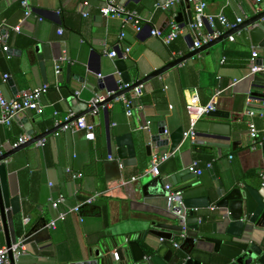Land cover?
Listing matches in <instances>:
<instances>
[{"label":"crops","instance_id":"0c3cea01","mask_svg":"<svg viewBox=\"0 0 264 264\" xmlns=\"http://www.w3.org/2000/svg\"><path fill=\"white\" fill-rule=\"evenodd\" d=\"M198 1H179L166 21L167 16L157 0H113L137 12L143 30L136 34L131 26L122 29L118 20L100 16L99 9L106 0H30L29 17L24 16L20 0H0V41L8 47L6 53L0 50L2 97L11 99L23 90L49 86L40 100L41 114L26 110L10 126L0 124V152L10 150L9 146L29 129L34 131L33 136L49 132L55 118L64 120L74 114V100L87 103L95 93L114 91L117 83L122 82L121 73L115 66L117 59L107 57L104 52L130 48L128 58L123 61L131 83L188 54L194 40L189 24ZM261 10H264V0H208L205 12L222 13L232 22L241 17L244 22ZM176 13L182 19L176 22L181 32L174 40L165 44L151 35L149 28L167 35ZM220 30L222 34L227 32ZM121 31L125 33L122 40L119 39ZM232 36L233 41L227 38L202 55L147 81L141 85V96L135 98L131 91L124 94L133 103L130 117L125 115L121 101L111 102L106 114L101 110L95 117L85 115L95 125L93 141L86 140L84 132H64L58 137L52 133L45 137L43 147L31 145L4 162L9 199L5 211L10 215L17 240L26 239V253L15 264H70L88 255L119 264L112 257L118 250L127 258V264H138L135 258L163 257L168 251L179 258L177 264L187 258L205 262L202 256L208 254L196 248L191 250L192 257L185 253L188 246L176 229V221L167 213L164 184L183 192V199L188 202L186 207L196 209V217L205 218L209 230L220 218L217 209L211 211V208H216L220 198L238 185L264 195V144L251 146L245 116L247 109L264 110L260 97L249 98L252 93L264 95V82L254 83L246 77L253 51L257 53L256 64L264 65V48H253L244 31ZM44 44L49 46L50 55L49 60H44L46 83L42 82L33 52L35 46ZM56 64L60 66L58 75ZM4 75L9 76L12 85L8 80L3 82ZM98 80L102 81L101 85ZM234 81L237 83L231 86ZM217 90L222 93L215 109L227 115L200 118L195 124L196 143L180 140L172 155L160 165V177L146 173L151 156L169 153L173 144L170 141L166 147H156L150 143L151 155L147 156L144 136L158 135L162 126L175 140L179 132L189 127L185 104L190 94H197L199 103L205 104ZM77 91H80L78 98L74 95ZM253 121L258 128L262 127L260 118L255 117ZM211 123L217 125L216 137H201ZM228 130L230 141H225L220 132ZM130 139L136 151L134 165H126L127 160L122 163L118 157V148L129 145ZM209 142L227 147H210ZM193 161L203 170L200 176L189 171L187 181L171 179L179 171L188 169ZM206 164L211 167L207 169ZM72 174L81 177L72 178ZM131 178L137 180L131 183ZM150 182L154 183L144 194L141 186ZM103 192L106 194L81 208L78 214L68 213L64 220H56L59 213L79 203V196ZM59 195L65 197V202L54 210L49 199ZM53 220L56 227L47 228ZM222 228L219 223L217 229ZM259 233L252 235L250 231L244 238L255 241L264 252V232L261 238ZM4 246L5 237L1 232L0 248ZM215 257L225 259L221 255Z\"/></svg>","mask_w":264,"mask_h":264},{"label":"water","instance_id":"95a60500","mask_svg":"<svg viewBox=\"0 0 264 264\" xmlns=\"http://www.w3.org/2000/svg\"><path fill=\"white\" fill-rule=\"evenodd\" d=\"M157 2H161L160 6L165 4V0H157ZM175 11V7H170L168 9H165L164 12L167 16L166 21H168L169 16L173 14ZM190 18V17H189ZM181 15L176 13V16H174L175 22L181 21ZM191 20L189 19V22ZM6 31V28H4ZM151 31L152 28H149ZM2 32L3 33H5ZM244 31L249 38L250 44L253 48H264V10L256 11L252 16H249L243 23L238 25L235 29H232L230 31L225 32L220 37L215 39L209 44H206L200 48L194 49L192 52H189L188 54L181 56L177 59L172 60L171 62L167 63L166 65L158 68L157 70L151 72L147 76L143 77L142 79L135 81L131 83V80L125 72V65L124 61L121 59L120 55L116 57L117 61H115V66H117L118 71L121 73L122 82L125 84H130V86L127 89H124L122 91H118L112 96H110L108 99H106L103 103H99L96 105V107H101L102 105H106L108 103H111L116 99L117 97L124 95L130 91H132L134 88L139 87L146 83L149 80H152L156 77L161 76L163 73L169 71L172 68H175L184 62L194 58L195 56L202 55L205 51H207L209 48H212L213 46L217 45L221 41L227 39L229 36H232V34H235L237 32ZM189 47L191 48L192 45L190 44ZM33 52L35 53V58L38 61V67L40 69L41 75H42V82L46 83L45 80V64L44 60H49V46L48 45H40L35 46L33 48ZM10 85H12V81L8 79L7 81ZM99 84L101 85V80H98ZM253 82H264V74H258L254 77ZM116 90V89H115ZM251 97H260L264 98V95L258 94V93H252ZM74 107L72 108V111L74 113V116L68 121L72 122L75 121L77 118L85 116L89 114L92 111V107L89 108L87 106V103H78L77 99L74 100L73 103ZM80 111V112H79ZM102 111L104 114H106L107 109L103 108ZM23 113H20L18 116L22 115ZM224 113L219 110H214L209 112L206 117L208 118H219L224 117L227 114L223 115ZM216 124L211 123L207 129L206 133H201L200 136L208 139H214L216 136L215 134H218L216 128ZM215 127V128H214ZM58 128L53 127L49 132H44L42 134L33 136L34 131L29 129L27 130V135L31 137L29 141L24 143L23 145L8 150L5 153H3L0 156V233L2 232L5 237V246L10 247L11 244H14L17 241V238L14 234V229L12 225V221L10 219V215L8 212L5 211L7 206L8 194L6 192V187L4 183V169L6 168V165L4 161H6L8 158H10L12 155L17 153L18 151L29 147L31 145H34L37 141L45 138L47 135L54 133ZM182 131L179 132L177 135V140L173 139L168 136L164 127H159L158 129V135L149 137L148 135H145L143 138V142H145V150L147 156L151 155L150 152V143H154L156 147H166L169 145L170 141L173 145L170 146V152L175 150L176 144L180 140L183 139L182 137ZM220 135H222V139L225 141H230V132L229 130L227 132H220ZM210 147H227V145L224 144H216L209 142L207 143ZM122 148V149H121ZM118 157L121 159L122 163H124V160H127L126 165H134L136 164V151L134 144L132 143V140L130 139V144L125 145L123 147L118 148ZM128 159H130L128 161ZM189 171L188 169L181 170L178 173L174 174L172 176V180L177 181H187L186 177H188ZM154 183V182H153ZM150 182L149 184H143L141 186V190L144 194L145 190L148 186H151L153 184ZM186 189V188H185ZM213 191V190H212ZM215 191V190H214ZM217 191H215L216 193ZM218 196V194L216 193ZM219 197V196H218ZM15 199H12V202H14ZM188 205V202H185ZM217 215L220 216L219 220L214 222L209 230V227L207 225L206 219L201 218V220L198 222L196 220V214H193L191 217L187 219L188 224V230L185 232V239H183L184 244L188 246V251L185 253L189 256L191 253V250L196 248L197 250H200L201 252L207 253L208 255L202 256V259L205 258V262H202L200 260H196L194 258H187L186 260L182 261L181 264H222L218 262V260L214 259L213 261L209 262L210 257H215L216 255H221L227 259V263L225 264H264V252L263 249L258 246V244L255 241L249 242L250 240H246L244 236L248 234L251 231V234L253 235L254 232H260L257 234L261 238V232H264V195L259 194L258 192H255L254 190L245 187L243 188L241 185H238V188L229 192L217 203L216 207ZM215 214V213H214ZM222 224V229H217L218 224ZM177 224V223H176ZM177 231L179 233L182 232L181 228L177 225ZM262 241H264V234L262 236ZM211 249H208V248ZM119 256L118 262L119 264H127V258L122 254L121 250H118L116 252ZM211 254V255H210ZM215 254V255H212ZM10 260L11 264H14L11 255ZM179 261V258L176 256H172V252L168 251L165 256L159 257V256H150L146 259H134V262L138 264H177ZM70 264H113L107 263L106 259H97L96 257L92 258L91 255L86 256L81 261L72 262Z\"/></svg>","mask_w":264,"mask_h":264},{"label":"built area","instance_id":"2783aa9c","mask_svg":"<svg viewBox=\"0 0 264 264\" xmlns=\"http://www.w3.org/2000/svg\"><path fill=\"white\" fill-rule=\"evenodd\" d=\"M183 0H165V4L160 6L163 10L168 9L170 7H174L176 3ZM261 0H256V2H260ZM30 0H20V7L23 10L24 16L29 17L32 14L30 4ZM208 0H199L195 4L194 8V18L193 21L189 24V29L191 30L194 40L192 41V47L190 48V52L194 49L200 48L206 44L211 43L218 37L222 35L220 29H224L230 31L235 29L238 25H240L243 20L241 17L235 19V21H229L225 15L222 13L213 15L207 14L205 12ZM99 14L103 18H109L118 20L120 22L121 28L124 29L126 26H131L136 34H139L143 30V26L141 25V20L139 15L134 10H128L124 8L122 5L113 2V0H106L104 5L99 9ZM86 16V14H84ZM41 20L40 18L38 19ZM218 26L220 29H218ZM207 29V31H206ZM181 32L179 26L176 22L172 21L170 23V32L167 35H163L159 29H152L151 35L160 38L165 44L170 43L174 40L177 35ZM61 33V30H59ZM125 36L124 31H121L119 35V39L122 40ZM228 39L233 41V36H229ZM0 50L2 52H8V47L3 45L0 41ZM130 51L129 47H124L118 52L116 49L104 52V54L114 59L119 53L122 60H126L128 58V53ZM9 54H7L8 56ZM257 57V53L255 51L252 52V57L248 64V74L246 77L254 79L258 74H264V65L256 64L255 58ZM60 66L56 64L55 72L56 75L59 74ZM99 78L103 76L98 75ZM9 76H3V82L8 80ZM237 81H234L231 86L235 85ZM130 84H125L121 81L117 83V88L114 91H107L103 93H95L93 96L87 101V106L89 108L92 107V111L89 113L91 116L95 117L99 114V112L103 108H107L110 103L106 105H102L101 107H96L97 104L103 103L110 96L115 94L118 91H122L127 89ZM49 90V86L44 84L38 88L23 90L17 93L11 99H5L2 97L0 93V124L4 126H10L11 122L14 118L20 114L25 112L26 110L35 111L37 114H41L42 107L40 105V100L44 94H46ZM133 96L139 97L142 95V87H136L132 91ZM222 90H217L214 92L210 100L205 104L199 103V98L197 94L191 93L189 100L186 101L185 109L189 119V127L182 133L183 139H188L192 144L196 143L197 133L195 131L196 122L206 116L209 112L215 110V103L219 95H221ZM75 97L78 98L80 95V91L75 92ZM252 99V97H249ZM248 98V101L250 99ZM121 101L125 108V115L130 117L132 114V100L126 98L124 95H121L114 99L113 102ZM262 106L264 108V98H261ZM56 115V112L54 113ZM74 114H71L64 120H59L57 118L54 119L53 127H57L58 129L53 133V136L58 137L60 134L64 132H69L71 134H75L77 132H84L85 139L88 141L94 140V123L88 122L84 116L77 118L75 121L68 122ZM245 116L247 117V137L251 144V146L263 145L264 144V110L261 112H254L252 110L247 109L245 112ZM258 117L262 121V127L258 128L253 118ZM143 128H147V125H143ZM31 139L27 134L20 135L14 143H12L9 148L10 150L15 149L27 141ZM46 138H43L37 141L34 145L36 147H43L46 144ZM3 153L0 152V156ZM172 152L164 153V154H153L150 159L149 167L145 171L150 174L152 177H160V165L165 162L170 156ZM111 159V158H110ZM5 162V161H4ZM205 167L209 169L211 167L210 164H206ZM188 171L193 173L196 176H200L203 170L199 167L196 161H193L188 166ZM80 174H72V178H79ZM262 178L264 179V174H262ZM136 178H131L130 182H135ZM164 198L166 201L167 213L173 217L176 221L177 225L181 228L182 232L179 234L182 239H185V232L188 230L187 219L191 217L193 214H196V209H189L185 206L183 199V192L179 189L173 188L170 184H164ZM106 193H94L85 197V199L74 207L69 208L66 212L59 213L56 220H64L65 216L68 213H76L78 214L81 211L82 206H88L95 203V201L105 195ZM50 206L54 210H57L59 205L65 202V197L59 195L56 199H49ZM216 208L212 207V210ZM56 220L51 221L47 228L54 229L56 227ZM196 220L199 222L201 217H196ZM24 223H27V219L23 220ZM162 241V239H161ZM173 246L178 248V243H173ZM26 253V239L20 238L14 244H11L10 247H1L0 248V264H11L10 256L15 264L19 258ZM115 261H118L119 256L116 252L112 255Z\"/></svg>","mask_w":264,"mask_h":264},{"label":"trees","instance_id":"16d2710c","mask_svg":"<svg viewBox=\"0 0 264 264\" xmlns=\"http://www.w3.org/2000/svg\"><path fill=\"white\" fill-rule=\"evenodd\" d=\"M19 4H20V2H19ZM84 199H85V197H83V196H79V197H78V202H81V201H83ZM83 207H85V206H82V208H83ZM149 253H150V252H149ZM192 256H193V254H190V255H189V257H192ZM214 259L218 260V262H220V263H222V264L227 263V260H226V259H223V258H221V257H219V258H216V257H210L209 262L213 261Z\"/></svg>","mask_w":264,"mask_h":264}]
</instances>
